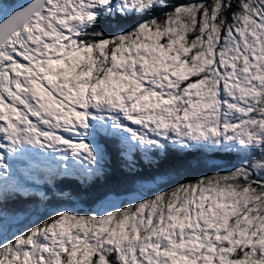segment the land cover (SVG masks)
<instances>
[{
  "label": "snow or ice",
  "instance_id": "obj_1",
  "mask_svg": "<svg viewBox=\"0 0 264 264\" xmlns=\"http://www.w3.org/2000/svg\"><path fill=\"white\" fill-rule=\"evenodd\" d=\"M110 145L132 199L48 211ZM0 264H264V0H0Z\"/></svg>",
  "mask_w": 264,
  "mask_h": 264
},
{
  "label": "trees",
  "instance_id": "obj_2",
  "mask_svg": "<svg viewBox=\"0 0 264 264\" xmlns=\"http://www.w3.org/2000/svg\"><path fill=\"white\" fill-rule=\"evenodd\" d=\"M15 0H8L13 3ZM182 2V0H181ZM154 159H159L163 154H152ZM236 158L227 154H211L193 150L187 154H179L172 149H168L167 161L161 171H168L172 183L187 182L198 179L202 175H212L217 171H224L235 164ZM104 168L107 175L92 183L81 184L77 188L76 184L61 185L67 191H73V199L59 203L52 201L48 206V211L56 207L78 206L81 212L89 211L101 203L107 197H119L131 195L133 190L132 178L123 170L121 161L116 157L113 147L109 146V153L105 157ZM145 175H152L154 172L147 171ZM32 214V219H38L45 214L44 208L35 202L26 206Z\"/></svg>",
  "mask_w": 264,
  "mask_h": 264
},
{
  "label": "rangeland",
  "instance_id": "obj_3",
  "mask_svg": "<svg viewBox=\"0 0 264 264\" xmlns=\"http://www.w3.org/2000/svg\"><path fill=\"white\" fill-rule=\"evenodd\" d=\"M14 3V1H13ZM113 200H116L117 202H120V201H124V200H129V199H132V195H122V196H119V197H109ZM100 205V203L98 205H96L95 207H98ZM78 210L81 209L79 208L78 206H75ZM83 212H87V211H84V209H82V213Z\"/></svg>",
  "mask_w": 264,
  "mask_h": 264
},
{
  "label": "water",
  "instance_id": "obj_4",
  "mask_svg": "<svg viewBox=\"0 0 264 264\" xmlns=\"http://www.w3.org/2000/svg\"><path fill=\"white\" fill-rule=\"evenodd\" d=\"M24 2H25V0H15L14 3H24Z\"/></svg>",
  "mask_w": 264,
  "mask_h": 264
}]
</instances>
